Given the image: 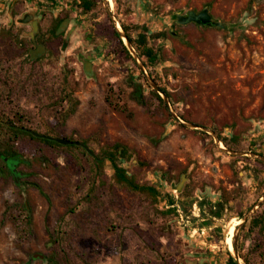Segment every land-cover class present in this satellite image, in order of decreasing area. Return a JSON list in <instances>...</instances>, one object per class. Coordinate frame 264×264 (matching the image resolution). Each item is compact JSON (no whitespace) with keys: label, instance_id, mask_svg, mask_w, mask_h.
I'll list each match as a JSON object with an SVG mask.
<instances>
[{"label":"rangeland","instance_id":"rangeland-1","mask_svg":"<svg viewBox=\"0 0 264 264\" xmlns=\"http://www.w3.org/2000/svg\"><path fill=\"white\" fill-rule=\"evenodd\" d=\"M108 1L94 0L88 12L74 3L71 11L23 3L21 9L32 8L40 18L36 42L45 49L35 58L30 26L0 12V118L17 123L20 116L28 130L79 140L95 152L118 142L132 156L124 163L128 173L155 184L172 203L165 195L153 203L117 183L107 161L91 192L93 160L84 147L21 138L15 146L28 164L15 168L28 174L18 172L17 180L0 174V264H226L233 228L238 254L264 264V233L248 231L264 203L239 222L264 193V162L249 154L264 157V0ZM205 6L228 26L173 19L175 12ZM110 13L119 25L166 32L149 40L161 49L147 73L166 88L183 121L215 136L176 120L158 101L113 36ZM66 17L60 33L45 31ZM81 56L90 61L89 71ZM63 91L73 101L56 102ZM68 108L74 112L63 120ZM217 134L237 141L227 148ZM220 200L222 216L211 218L208 205ZM169 207L173 213H164Z\"/></svg>","mask_w":264,"mask_h":264},{"label":"trees","instance_id":"trees-1","mask_svg":"<svg viewBox=\"0 0 264 264\" xmlns=\"http://www.w3.org/2000/svg\"><path fill=\"white\" fill-rule=\"evenodd\" d=\"M82 10H88L92 4L90 0H82L80 3ZM58 23L59 20H56L53 26L51 27V34H58ZM120 26L123 29L126 37L131 42L133 47L135 48L137 54L139 57L142 58L144 67L146 68L147 72L150 74V68L154 67L157 62L160 59V49L158 45L154 47L149 40L157 41L161 38H166V32L165 31H157L153 32L150 31L149 28L144 24H134L132 27H129L124 22L120 21ZM138 30L136 35L134 36L132 34V30ZM112 34L117 40L118 44L121 47L122 52H124L125 56L129 58L130 60L134 61L128 50L126 49L125 45L122 42V39L120 38L119 34L115 30V28H112ZM65 45V43H63ZM139 75L142 77L141 72H139ZM151 75V74H150ZM139 86H135L134 93H138ZM161 90L164 92V94L169 98L170 95L165 87L160 86ZM152 93L155 95V97L158 99L160 103H162L165 107L166 103L164 102L163 98L158 94V92L151 88ZM137 100L138 97H136ZM64 101H67L68 103L73 101V98L71 97V92H65L63 91L61 96L57 99L56 102L63 103ZM55 102V103H56ZM66 113L63 114L62 119L65 120L71 113L74 112V108H68L65 111ZM179 117H184L182 114H178ZM16 121H12L8 118H0V174H8L11 175V171L7 166V163L3 160V158H7L11 161L16 162V165H24L28 164V160L26 157H24L19 150L16 148V142L21 139L28 137L31 140H36L40 143L45 144L48 147H63V148H81L80 145L75 144H59L54 140L41 138L38 136L33 135L31 132L28 131L24 127V125L19 124L21 122L20 116H15ZM206 134L205 132H202ZM43 134L52 135L49 132H44ZM219 140L227 147L232 148V144H235L237 141V137L235 135L231 136H225L221 134H217ZM69 139V138H68ZM73 140V139H72ZM232 143V144H231ZM85 153H87L93 160V169L91 170L92 176L90 180V187L89 191H93L95 186L99 185V176L102 173L104 162L107 161L109 165L111 166L113 170V178L114 180L127 187L129 190L134 192L143 193L147 196H149L153 203L157 202L159 200L160 196L165 195L167 198V201L169 204L172 203V198L166 194L161 193L160 189L155 184H141L135 180V178L128 173L126 166L124 163H129L132 161V156L128 148H126L124 145L116 142L108 147L101 148L98 152H95L92 150V153H88L87 150L82 149ZM19 177H25L28 172H24L22 170H18ZM264 203V202H263ZM224 209V202L223 200L216 201L214 205H208V214L211 218H220L222 216ZM164 210V213H173V208L169 207ZM23 211L27 213V208L24 205ZM163 212V211H162ZM28 214V213H27ZM242 216V214H239ZM27 222L30 225L31 220L30 216L27 218ZM254 228H257L259 233H264V213H255L251 216L249 219V226L248 231H252ZM227 260L226 264H237V262L234 260L230 252L227 254ZM239 256L242 258L243 262L245 264H249L247 258L244 256ZM203 264H208L207 260L203 262Z\"/></svg>","mask_w":264,"mask_h":264},{"label":"water","instance_id":"water-1","mask_svg":"<svg viewBox=\"0 0 264 264\" xmlns=\"http://www.w3.org/2000/svg\"><path fill=\"white\" fill-rule=\"evenodd\" d=\"M104 3L107 4V0H104ZM110 15H111V18H112V22H113L114 28L117 31V33L119 34L120 38L122 39L123 44L128 49V51L131 54V56L134 59V61L137 63L138 68L141 71V73L143 74V76L146 79V81L163 98L164 102L166 103V106L169 107V109H170L171 115L176 120L180 121L183 124H186V125H188V126H190L192 128H195V129H197V128L198 129H202L204 131L210 132L211 134H213L215 136V133L212 130H210V129H207V128H205L203 126H200V125H197V124H192V123H188V122L183 121L172 110L168 97L164 94V92L161 90V88L158 86V84L155 81H153L152 78L149 76V74L147 73V71H146V69L144 67L143 62L141 61L139 55L137 54V52H136L135 48L133 47V45L131 44V42L126 37L123 29L121 28V26L119 25L117 20L114 18V16L111 13H110ZM32 16H33L32 12H26V13H24L23 17L22 18H18L17 21H19V22H29V21H31V17ZM173 19L178 24H187V23L193 22V23H196V24H199V25H214L216 27H221V28L228 26V24L214 19L212 17V15L209 13L208 8L206 6L203 7L199 11H196L194 9L187 10L186 13H184V14H181L180 12H175L173 14ZM31 23H32V26H33V30H36V27H37L36 26V21L32 20ZM44 49H45V47H44L43 44H38L35 48H33V49H31L29 51L30 57L31 58H35L37 55L43 53ZM89 65H90V62L88 60L85 61V66L84 67H85L86 71L90 70L89 69ZM28 131L31 132L35 136H38V137H41V138L50 139V140H54V141H56L59 144H63V145H66V144L80 145V146L84 147L87 150L88 153H90V154L92 153V150L89 149L83 142H81L79 140H72V139H68V138H65V137H57V136H52V135H48V134L36 133V132L31 131V130H28ZM215 140L217 142H219L218 137L217 138L215 137ZM228 151L232 152V153H235L234 151H230V150H228ZM249 154L264 162V157L263 156H261L259 154H255V153H250V152H249ZM3 160L7 163L8 168L10 169L11 173L13 175H15V179H16V176L18 174V172L16 171V168H15L16 167V162L11 161V160H9V159H7L5 157L3 158ZM262 202H264V193L259 198V200L248 210V212L245 215L241 216V220L239 222L241 224H243L246 221L247 217H250L251 214L254 213V211L257 209V207ZM235 231L236 230H234V233H233V239H232L233 250H232V254L231 255L234 258V260L237 262V264H245V263H242L240 261L241 259H240V256H239L238 252H237V248H236V245H235V240H236V236H235L236 232Z\"/></svg>","mask_w":264,"mask_h":264},{"label":"flooded vegetation","instance_id":"flooded-vegetation-1","mask_svg":"<svg viewBox=\"0 0 264 264\" xmlns=\"http://www.w3.org/2000/svg\"><path fill=\"white\" fill-rule=\"evenodd\" d=\"M27 1L28 0H4V5L0 8V12H3L4 16H7L8 14H13L14 19H16L17 17L22 18L24 13L28 12L29 9L33 10L32 8H28V10L27 9L25 10L24 6L21 9V7H22L21 5H23V3H26ZM81 1L82 0H36V3H40L39 5H41V6H43V4L44 5L54 4L53 6H56L59 11H62V10H64V11L70 10L71 11V10H74V7L77 9H80L79 7H77V5H80ZM90 2L92 4V6L88 10H86L87 12L90 11L94 5V0H90ZM72 3H74V7L72 6ZM16 12H19V13L17 14ZM32 13H33V16L31 17V21L32 20L36 21V26H37L36 30H33V26H32L31 21L21 22V23H24V24L30 26V29H31L30 39L34 42L33 48H35L38 44H43V43L36 42L37 37H38V33H39L40 18H39L38 14L36 13L35 10H33ZM83 13H86V12H83ZM67 19H68V17L57 19V20H59V23H58V32L59 33L61 32V31H59L61 26L65 23V21ZM48 28H49V26L46 28L45 31H49L51 34V31H50L51 28L50 29H48ZM44 47H45V45H44ZM33 48H31V49H33ZM80 58H81V61L83 62L84 66H85V61H87V58L85 56H81Z\"/></svg>","mask_w":264,"mask_h":264},{"label":"built area","instance_id":"built-area-1","mask_svg":"<svg viewBox=\"0 0 264 264\" xmlns=\"http://www.w3.org/2000/svg\"><path fill=\"white\" fill-rule=\"evenodd\" d=\"M200 199V198H199ZM171 206H173L174 208H175V211L178 213V216H179V218L180 219H183L184 217L186 218V220H185V222H188V215H183V213H182V211H181V208H180V206H179V204H177V203H173ZM193 208H194V211H193V213L194 214H196V215H199V213L197 212V213H195V210H197V211H199V212H201L202 210H201V208H200V205H198V202L195 200L194 201V203H193ZM196 230H197V228H195ZM194 229V230H195ZM204 230H205V228L204 227H201L200 228V232L201 233H203L204 232Z\"/></svg>","mask_w":264,"mask_h":264},{"label":"bare ground","instance_id":"bare-ground-1","mask_svg":"<svg viewBox=\"0 0 264 264\" xmlns=\"http://www.w3.org/2000/svg\"><path fill=\"white\" fill-rule=\"evenodd\" d=\"M108 1V0H107ZM109 2V1H108ZM234 228L230 231V233H234ZM230 237L229 238H227V245H228V248H229V250L230 251H232L233 250V245H232V236H233V234H232V236L231 235H229Z\"/></svg>","mask_w":264,"mask_h":264},{"label":"crops","instance_id":"crops-1","mask_svg":"<svg viewBox=\"0 0 264 264\" xmlns=\"http://www.w3.org/2000/svg\"><path fill=\"white\" fill-rule=\"evenodd\" d=\"M0 4L3 6L4 5V0H0ZM1 8V7H0ZM200 198V197H199Z\"/></svg>","mask_w":264,"mask_h":264}]
</instances>
